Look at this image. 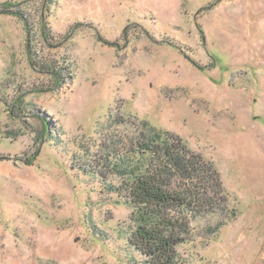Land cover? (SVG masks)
<instances>
[{
  "label": "rangeland",
  "instance_id": "1",
  "mask_svg": "<svg viewBox=\"0 0 264 264\" xmlns=\"http://www.w3.org/2000/svg\"><path fill=\"white\" fill-rule=\"evenodd\" d=\"M142 122L221 176L182 264H264V0H0V264H144L82 171Z\"/></svg>",
  "mask_w": 264,
  "mask_h": 264
},
{
  "label": "trees",
  "instance_id": "2",
  "mask_svg": "<svg viewBox=\"0 0 264 264\" xmlns=\"http://www.w3.org/2000/svg\"><path fill=\"white\" fill-rule=\"evenodd\" d=\"M118 150L112 151L116 160L110 162V175L82 171L132 207L128 243L144 264H182L178 247L189 239L192 222L226 211L219 171L181 138L148 122L122 153ZM91 229L98 235L97 226Z\"/></svg>",
  "mask_w": 264,
  "mask_h": 264
}]
</instances>
